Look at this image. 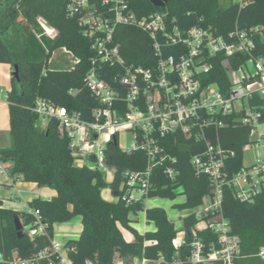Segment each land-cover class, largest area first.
I'll return each instance as SVG.
<instances>
[{
    "label": "trees",
    "instance_id": "obj_1",
    "mask_svg": "<svg viewBox=\"0 0 264 264\" xmlns=\"http://www.w3.org/2000/svg\"><path fill=\"white\" fill-rule=\"evenodd\" d=\"M129 1L138 17L166 13L167 21L177 24L182 30L194 26L211 27L216 34L226 36L237 26L240 29L260 27L261 31L254 35L253 53L264 59V0H253L246 6L224 0H162L166 1L165 7L155 6L152 0ZM67 2L0 0V63L11 65L13 71L18 68V79L12 76V88L6 96L12 145L0 149V161L10 164L8 169L12 176L55 192L51 199L37 198L29 203L31 210L40 211L41 222L45 225V232L33 237L28 230L37 227V218L31 212L7 209L0 200V254L4 259L0 264H8L14 250L22 258L30 259L51 248L55 225L70 222L76 217L82 218V231L65 244L66 255L74 264H135V259L191 264L188 257L193 250V229L200 223L196 216L183 218V228L177 231L164 209L146 208L144 201L127 207L118 199L125 172L146 169L148 159L143 152L128 155L119 146L111 144L107 150V162L116 169V175L115 180L109 183L104 173L75 166L68 140L61 136L56 120L49 121L44 128L36 127L40 119L32 107L38 98L81 112L86 117L97 105L85 84V77L91 69V43L83 36L78 19L68 18ZM39 17L56 30L54 37L45 33ZM116 37L128 64L144 67L155 64L152 42L146 33L121 26ZM64 48L80 62L74 69H50L49 61L53 54ZM224 58H211L213 69L201 80L203 84H217L221 91L228 92L231 83L223 64ZM245 60L246 57H230L229 63L238 67ZM110 78L106 77L109 81ZM250 104L261 107L264 100L256 96ZM239 117L238 114L232 115L227 119L228 126L216 132V137L229 153L225 172L230 177L245 166L244 148L249 142L250 128L243 125ZM163 144L176 159L171 164L177 172L176 179L170 180L164 175L165 167L156 168L153 175L155 189L150 197L174 198L175 192L181 190L185 201L175 207L184 211L200 206L203 198L210 194L211 187L207 176L196 174L191 166V157L202 152L204 144L180 134L165 138ZM106 188L112 191L116 202L102 197V190ZM222 208L230 222L231 234L240 238V254L235 264H264L257 256L264 247V190L253 202L244 203L238 200L232 188L225 186ZM140 210L145 211L147 222L154 224V232L140 234L132 227L130 214ZM16 213L27 230L23 238L18 237L15 229ZM123 229L134 235L132 242L125 240ZM181 231L185 233L186 242L176 250L173 241ZM195 231L206 246L217 242L213 231ZM45 263L46 260L43 261ZM211 264L222 263L216 261Z\"/></svg>",
    "mask_w": 264,
    "mask_h": 264
},
{
    "label": "built area",
    "instance_id": "obj_2",
    "mask_svg": "<svg viewBox=\"0 0 264 264\" xmlns=\"http://www.w3.org/2000/svg\"><path fill=\"white\" fill-rule=\"evenodd\" d=\"M224 1L246 6L253 0ZM67 16L78 19L83 36L91 43V69L85 84L97 105L86 117L81 112L38 98L32 111L45 124L53 119L58 122V130L68 140L75 166L98 170L109 183L116 175V169L107 162L111 144L128 155L139 151L147 156L145 170L125 172L118 199L127 207L139 201L146 202L150 197L155 189L156 168L165 167L164 175L170 180L176 179L177 172L171 165L176 159L164 146L165 138L180 134L203 143L205 149L191 157V166L196 174L208 177L211 192L200 206L188 210L187 216L194 215L200 223L205 222L204 228H199V223L193 229L195 238L188 261L191 264L216 261L235 264L240 254V238L231 234L230 222L224 216L223 188H232L238 200L244 203L253 202L264 190V104L261 107L250 104L256 96L264 100V59L253 53L254 35L261 28L240 29L237 26L226 36L216 34L211 27L194 26L182 30L167 21L166 13L138 17L129 0H68ZM41 19L38 18L39 23ZM121 26L139 29L149 36L156 59L153 66L127 63L116 37ZM44 30L51 37L56 35L55 29ZM60 50L71 56L73 66L70 69H74L80 60L67 49ZM240 55L246 57L245 62L238 67L230 65L229 58L240 59ZM216 56L225 57L223 64L231 83L228 92L221 91L217 84H203L201 80L212 71L211 58ZM107 76L111 77L110 81ZM234 114L250 128L244 151L254 149L257 156L250 165L230 177L225 172L229 153L216 132L227 127V119ZM122 132L130 135L128 149L120 147ZM0 175L11 176L1 161ZM30 212L37 218V227L28 230L29 235L44 233L40 211ZM205 229L215 233L216 243L206 246L197 236L195 230ZM185 242V233L181 231L173 246L178 250ZM257 256L264 261V247ZM3 260L0 254V262ZM44 260L45 264H74L66 255L65 245L56 239L51 248L30 259L22 258L14 250L8 264H43ZM134 263L150 262L135 259Z\"/></svg>",
    "mask_w": 264,
    "mask_h": 264
},
{
    "label": "crops",
    "instance_id": "obj_3",
    "mask_svg": "<svg viewBox=\"0 0 264 264\" xmlns=\"http://www.w3.org/2000/svg\"><path fill=\"white\" fill-rule=\"evenodd\" d=\"M12 74L13 69L9 64L0 63V149L9 148L12 145V139L10 134V116L9 108L6 101L7 93L12 88ZM10 164H7L8 168ZM104 190V189H103ZM102 197L110 202H116L117 198L107 194H103ZM55 195V192L48 188H41L36 183H29L23 181L17 176H3L0 175V200L3 201V207L11 209L13 211L24 213L30 212L29 203L37 198L51 199ZM133 220V218H131ZM145 225L142 227L135 226L134 221L132 227L136 229L140 234L146 232H154L155 226L153 223H148L145 216ZM82 218L76 217L72 221L67 223L56 224L55 239L62 244H66L69 239L77 237L82 231ZM124 238L127 242L134 240V235L128 231L122 230Z\"/></svg>",
    "mask_w": 264,
    "mask_h": 264
},
{
    "label": "rangeland",
    "instance_id": "obj_4",
    "mask_svg": "<svg viewBox=\"0 0 264 264\" xmlns=\"http://www.w3.org/2000/svg\"><path fill=\"white\" fill-rule=\"evenodd\" d=\"M72 61L73 59L71 58L70 55L65 54L62 50H57L51 58L50 69H61V70L70 69L73 66ZM45 125L46 124L43 123L41 120L37 121L36 123L37 128H44ZM130 145H131V141H130L129 133L122 132L120 134L121 149H128ZM256 156H257V152L254 149L246 148L245 158H244L245 166L250 165ZM175 193H176V196L174 198L161 197V196L149 197L147 201L145 202V206L146 208L156 207V208L164 209L168 218L175 224L176 230L180 231L183 228V218L187 216L189 211L188 210L181 211L179 208L175 207V205L183 204L185 201V198L182 195L181 190H177ZM103 194H107V197L108 195L112 197L111 191L109 188L104 189ZM130 217L133 218L135 226L142 227L143 225L146 224L144 210H140L137 213L131 212ZM204 227H205V222H201L199 225V228H204ZM147 264H167V263H165L164 260L161 259L159 261H152Z\"/></svg>",
    "mask_w": 264,
    "mask_h": 264
},
{
    "label": "water",
    "instance_id": "obj_5",
    "mask_svg": "<svg viewBox=\"0 0 264 264\" xmlns=\"http://www.w3.org/2000/svg\"><path fill=\"white\" fill-rule=\"evenodd\" d=\"M152 3L157 7H165L166 6V1H162V0H152ZM40 23L45 29H47L49 31L54 30V28L44 19H41ZM240 57L242 58L241 55H240ZM12 76L18 79V68L17 67L14 68ZM14 224H15V229L18 233V237L23 238L25 235V227H24V224H23L18 213H16L14 215Z\"/></svg>",
    "mask_w": 264,
    "mask_h": 264
}]
</instances>
